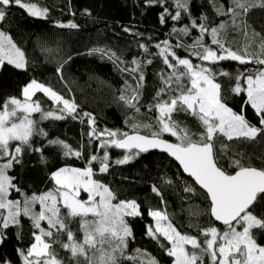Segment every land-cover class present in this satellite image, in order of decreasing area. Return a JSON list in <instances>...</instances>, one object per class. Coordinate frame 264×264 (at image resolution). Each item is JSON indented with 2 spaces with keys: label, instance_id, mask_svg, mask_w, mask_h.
I'll return each mask as SVG.
<instances>
[{
  "label": "snow or ice",
  "instance_id": "snow-or-ice-1",
  "mask_svg": "<svg viewBox=\"0 0 264 264\" xmlns=\"http://www.w3.org/2000/svg\"><path fill=\"white\" fill-rule=\"evenodd\" d=\"M143 2L146 7L159 5L163 8L159 14L161 25L166 24L168 19L180 22L183 14H188L190 23L180 28L174 24L169 35L190 36L193 29L199 32L188 45L177 43L173 46L168 40L155 45L159 49L158 55L163 57V64L171 71L161 75L163 86L153 98L155 103L147 106L149 112H156V116L149 118L147 123L132 122L131 133L107 128L98 130L91 113H78L79 106L74 100L65 98L36 79L22 88L23 99L9 97L0 104V244L6 239L7 229L19 227L21 216L28 217L36 231H33V242L27 249L16 250L22 264H122L125 259H134L137 264H159L154 257L148 256L146 261L141 259L147 253H142L140 249H136V257L126 254L128 238L133 235L126 218L141 217V205L135 199L114 203L117 200L115 193L94 179L93 162H99L100 173L107 172L110 167L106 150L102 157L92 155L88 166L83 169L62 167L52 172L51 180L55 187L40 194L26 195L13 183L14 178L8 174V170L20 163L25 148L42 152L41 147L33 148L32 138L48 135L38 127L39 121L33 118L34 113H39L41 120L71 117L73 120L79 118L83 123L87 118L90 138H109L101 140V148L125 150L123 159L116 160V164H125L150 149L167 152L179 162L183 171L206 193L210 202L207 213L224 228L217 227L210 220L207 227L196 225L198 234L191 235L178 230L167 212L149 208L148 215L154 223L146 226V234L172 258V264H264V246L258 243L254 233V229L264 230V217L258 218L252 211L256 203L264 200V155L260 157L261 166L257 167L246 153L236 151L229 157L228 168H224L217 157L215 143L219 136L228 141L241 142H252L264 136V34L252 29L249 35L251 25L241 19L253 8H264V0H230L226 8L219 0H210L217 16L231 19V24L224 20L211 27L206 15L198 17L199 23L197 18L192 17L189 0H170L175 8L174 14L167 6L169 0ZM13 6L24 9L32 17L47 18L49 14L48 7H38L31 0H0V21L6 19ZM56 26L68 29L79 27L71 20L67 23L56 22ZM230 30L242 32L246 42L234 48L235 39H229ZM124 31L130 32L131 29L125 27ZM206 37L210 39V44L206 43ZM139 47L148 52L147 45L141 43ZM173 47H184L201 63L181 58L172 50ZM112 55L115 56V53ZM223 61L238 62L239 65L255 64L258 67L255 70L238 69L233 76V73L215 67ZM5 62L16 69L26 70L25 53L10 36L0 31V66ZM132 63L137 68L130 71L135 72L139 62L133 60ZM148 63L152 61L148 60ZM60 71L57 68V72ZM218 76L234 79L231 92L245 95L239 112L227 104L222 85L217 82ZM143 79L141 74L140 80ZM140 87L138 84L132 89L131 96L123 91L119 96L136 113L141 111ZM37 92L48 97L56 109L44 111L41 103L33 100ZM165 95L167 99H163ZM246 106L254 110L259 126L246 117ZM180 113L194 117L203 131L194 133L186 124L175 119L174 116ZM141 128L147 129L148 134H141ZM164 134L174 137L176 142L164 139ZM48 145L62 147L65 156H81L79 150H73L63 140L50 139ZM229 148V145L222 144L220 151L227 155ZM11 190L20 193L23 200L10 199ZM152 191L157 192V189L153 187ZM185 191L194 192L195 189L186 186ZM82 192L87 194V199L81 198ZM37 204L38 212L34 210ZM60 205L66 211H62ZM77 219L78 231L83 233L82 240H78L69 227ZM42 221L47 223V228L42 226ZM189 227L194 225L189 224ZM65 234L67 242L61 239ZM56 245L69 255L61 257ZM0 264H11V261L0 257Z\"/></svg>",
  "mask_w": 264,
  "mask_h": 264
},
{
  "label": "trees",
  "instance_id": "trees-1",
  "mask_svg": "<svg viewBox=\"0 0 264 264\" xmlns=\"http://www.w3.org/2000/svg\"><path fill=\"white\" fill-rule=\"evenodd\" d=\"M31 2L37 3L38 7H48V17H32L24 9L13 6L9 9L6 19L0 21V31L12 38L25 53L27 62L26 70L16 69L6 62L0 66V104L9 97L21 99L22 88L32 79H36L51 86L65 98L74 100L79 106L78 113H91L98 130L107 128L131 133L132 122L147 123L149 118H154L156 112H149L147 106L155 103L153 98L163 86L161 75L171 71L163 64V57L158 55L159 49L155 45L165 40L173 46L177 43L188 45L199 35L195 29L191 30L190 36L169 35L174 24L180 28L190 23L188 14H183L180 22L168 19L166 24L161 25L159 14L163 8L159 5L146 7L143 0H31ZM219 2L226 8L230 0ZM167 6L174 14L175 8L170 0ZM189 7L192 17L197 18L198 23V17L203 14L208 17L210 27L224 20L231 24L230 17L216 15L210 0H189ZM241 19L251 25L248 29L249 35L252 29L264 34V8H253ZM69 20L79 27L68 29L56 26V22L67 23ZM125 27L131 31L125 32ZM135 33L142 35L137 36ZM233 38L234 48L246 42L242 32L230 30L229 39ZM205 40L210 44L208 37ZM141 43L148 46L147 53L139 47ZM94 49L103 51H93ZM172 50L181 58H190L193 63H201L184 47H173ZM112 53H115V56ZM133 60L139 62V68L135 72L130 71L137 68V65L132 63ZM148 60L152 63L149 64ZM215 67L229 71L234 76L238 69L255 70L258 65H239L238 62L223 61ZM57 68L61 69L59 73ZM141 74L144 76L143 81L140 80ZM217 82L222 85L227 104L239 112L246 97L231 92L235 80L218 76ZM138 84L141 85L139 91L142 94L139 102L140 113L128 108L119 99L122 91L125 95L131 96L132 89ZM167 98L168 96H163V99ZM33 100L39 101L44 111L56 109V105L41 92H37ZM245 115L253 124L259 126V120L250 106H246ZM33 118L39 121L38 127L44 129L48 135L47 137L37 135L32 138L33 148L41 147L42 152L25 148L20 163L14 164L8 170V174L14 178L13 183L26 195L40 194L55 187L51 180L52 172L62 167L83 169L88 166V160L92 155L102 157L106 150L109 154L110 167L107 172L100 173L99 162H93L91 166L94 179L104 183L115 193L117 200L113 201L114 203L119 200L135 199L141 205V217L126 218L133 233L128 238L127 255L136 257L138 255L136 249H140L142 253H147V256L140 257L145 261L150 256L159 264H172V258L146 234V226L152 224V218L148 215L149 208L167 212L178 230L191 235L198 234L196 225L207 227L210 220L217 227L224 228L216 224L207 213L209 201L206 194L190 178L184 176L178 165L167 155L155 151L139 153L125 164H116V160L123 159L125 150L115 147L101 148V140L109 138L107 136L100 139L90 138L87 118H84L83 123L79 118L73 120L71 117L64 120L51 118L41 120L39 113H34ZM174 118L186 124L194 133L203 131L197 120L190 115L180 113ZM139 131L141 134H148L147 129L141 128ZM163 138L176 142L169 134H164ZM50 139L63 140L73 150H79L81 156H65L62 147L48 145ZM215 143L217 157L224 168H228L229 157L236 151L246 153L257 167L261 166L264 136L252 142L228 141L225 137L219 136ZM222 144L230 146L227 155L220 151ZM186 186L193 187L195 191L186 192ZM153 187L157 189L159 195L152 191ZM85 197V194H81V198ZM9 198L23 200V196L15 190L10 191ZM60 206L62 211H66L62 205ZM34 208L38 209L39 205H35ZM252 211L258 218L264 217V200L256 203ZM41 223L47 228L46 222ZM189 224L194 227L190 228ZM69 227L77 239L82 240L83 233L78 231L79 220L72 222ZM33 231L36 230L32 227V221L21 216L19 227L11 226L5 231L6 239L0 244V257L10 260L11 264H22L16 250L27 249L30 246L33 242ZM254 233L258 243L264 246V230L254 229ZM61 239L67 242L66 234ZM160 239L163 241L162 237ZM163 242L167 245L166 241ZM55 248L61 257L69 255L59 245ZM122 264H137V261L125 259Z\"/></svg>",
  "mask_w": 264,
  "mask_h": 264
},
{
  "label": "water",
  "instance_id": "water-1",
  "mask_svg": "<svg viewBox=\"0 0 264 264\" xmlns=\"http://www.w3.org/2000/svg\"><path fill=\"white\" fill-rule=\"evenodd\" d=\"M170 142H171V141H170ZM152 151L160 152V153H163V154L167 155L170 159H172V160L178 165V167L180 168V170H181V172L184 174V176L190 178V179L193 181V183H194V184H195L200 190H202V191L204 192V190L201 189L200 186L197 185V184L195 183V181L193 180V178H191L187 173H185V172L183 171V168L180 166L179 162L175 160L174 157L170 156L167 152L161 151V150H159V149H150V150L147 151V152H152ZM144 153H145V152H144ZM204 193H205V192H204ZM205 194H206V193H205ZM209 203H210V202H209ZM213 221H214V220H213ZM214 222H215L216 224L220 225V226H223L220 222H217V221H214ZM223 227H224V226H223Z\"/></svg>",
  "mask_w": 264,
  "mask_h": 264
},
{
  "label": "rangeland",
  "instance_id": "rangeland-1",
  "mask_svg": "<svg viewBox=\"0 0 264 264\" xmlns=\"http://www.w3.org/2000/svg\"><path fill=\"white\" fill-rule=\"evenodd\" d=\"M6 63H7V62H6ZM21 99H23V97H22ZM0 163H2V161H1ZM81 194H85V195H86L85 199H87V194H86V193H83V192H82ZM34 210L38 212V211H39V208H38V209H35V208H34ZM153 223H154V222H153V220H152V224H153Z\"/></svg>",
  "mask_w": 264,
  "mask_h": 264
}]
</instances>
